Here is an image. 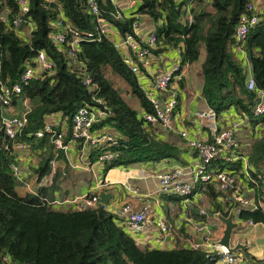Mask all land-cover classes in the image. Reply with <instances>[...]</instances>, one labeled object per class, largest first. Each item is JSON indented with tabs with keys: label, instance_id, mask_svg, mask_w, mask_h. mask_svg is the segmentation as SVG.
<instances>
[{
	"label": "trees",
	"instance_id": "1",
	"mask_svg": "<svg viewBox=\"0 0 264 264\" xmlns=\"http://www.w3.org/2000/svg\"><path fill=\"white\" fill-rule=\"evenodd\" d=\"M94 1L98 15L93 13L88 0H28L29 11L21 16V24L15 26L12 20L17 12L16 3L0 0V84L18 81L24 65L39 50H44L52 60V68L41 71L22 86L19 97L38 101L25 112L26 123L16 138L11 139L0 131V264H216L214 253L188 243L140 244L124 230L121 217L100 201L82 208L49 204L59 179L71 171V165L64 151L54 146L50 132L42 136L35 133L43 129L52 114L60 113L69 122L79 106L95 105L105 115L95 122L94 128L108 129L114 140L90 146L88 160L94 161L104 151L116 152L104 161L103 172L134 162L182 158L180 145L160 137L159 126L140 115L143 110H152L151 103L112 39L99 28L98 19L102 18L121 35L131 33L136 37L132 22L142 15L155 30L157 44L152 50L155 53L176 48L181 64H187L199 61L204 50L201 95L216 115L233 108L247 116L251 128L262 125L247 155L253 166L252 176L264 175V114L253 113L256 93L246 87L245 60L237 51L242 43L256 87L264 89V17L249 28L243 42L238 44L234 35L237 20L254 0H138L132 15H121L119 6L112 0ZM4 11L8 14L3 19ZM60 17L64 25L80 36L72 55L68 52L72 33L60 43L51 37L54 21ZM109 70L123 78L126 89L114 85ZM182 82L183 79L177 80L178 85ZM52 125L60 129V124ZM70 137L68 128L64 141ZM16 140H26L28 152L34 156L30 172L22 179L10 168L17 153L13 149ZM225 165L240 167L238 161L226 162L220 158L212 163L218 168ZM30 179L37 184L34 192L20 193L17 186L26 185ZM248 184L254 191L253 201L258 203L264 187L259 182ZM199 188L206 191L213 211L224 212L217 200L220 191L213 182L198 184L196 189ZM192 214L205 219L201 214L193 211ZM239 216L242 221L264 223L260 205L241 209ZM183 231L181 227L180 232ZM252 258L251 264H264V259Z\"/></svg>",
	"mask_w": 264,
	"mask_h": 264
},
{
	"label": "built area",
	"instance_id": "2",
	"mask_svg": "<svg viewBox=\"0 0 264 264\" xmlns=\"http://www.w3.org/2000/svg\"><path fill=\"white\" fill-rule=\"evenodd\" d=\"M13 1L17 5V12L14 14L12 23L15 26H19L22 20L21 16L29 11V3L28 0ZM112 1L117 4L115 0ZM88 2L91 5L93 13L98 15L99 9L95 5V1L88 0ZM118 6L120 8V5ZM7 14L8 11H4L1 14V17L4 19ZM120 14L124 15L122 11ZM263 17L264 15L260 16L259 12L256 10L254 1L248 3L246 10L240 14L235 26L234 35L236 42L238 44L243 42L247 36L249 28ZM98 22L100 31L108 34L112 39L115 47L121 52L123 61L134 73L139 86L142 88L145 96L151 103L152 110H143L140 115L147 122L157 124L160 128L170 127L173 120V112L178 105V100L175 93L170 92L171 96L167 98L160 97V93H164L167 90L169 83L172 82L171 80L176 81L177 83V80L183 78L187 64H181L179 59L175 61L172 68L165 69L152 79H148V71L146 69L147 58L153 53L152 50L157 44V36L154 28L151 27L148 31L143 33L140 30V19L137 18L132 22L136 37L131 33H126L117 41L111 33L112 24L102 18H99ZM63 25L62 17L57 18L53 24L51 37L60 43L67 40V34L69 32L72 33L71 39L69 40L70 48L68 51L69 55H72L73 50H75V47L80 40V36L77 31L72 30L66 24ZM67 28L68 31L66 32ZM237 51L243 55L244 62L247 63L248 66L246 87L256 93V102L253 105V113L257 116L262 115L264 114V89L256 87L251 74L250 62L242 48V43L239 45ZM50 68H52V60L47 56L44 50H39L36 56L24 65V69L21 72L18 81L11 85L0 84V131H2L7 137L15 139L16 134L25 125L26 118L25 113L22 116L12 114L5 115L2 113V109L11 107L13 101L20 98L19 94L22 90L23 84H27L31 78L40 74L41 71L49 70ZM89 81L90 79L87 78L86 82ZM199 114L200 116L210 117L211 121L208 124L210 138L196 137L185 127L176 128L179 135L183 137L189 147L193 148L196 152L197 160L194 168L190 171V177H183L185 171L183 172L181 166H174L170 170L160 172L157 174V193L161 195H172L181 200L183 207L184 232L188 234V245L199 247L206 252L214 253L216 255V264H246L241 252L227 251L223 246L215 242V239L218 238V229L207 221L194 216L192 214V209L189 206V202L191 197L196 193L195 191L197 190L196 188L198 184L213 182L216 189L220 191L218 200L222 203L224 212H227L233 202L237 200L239 205L234 210V219L242 221L239 216L241 209L245 207L253 209L257 207V205L261 206L264 202V193L258 203L247 198L245 196L246 194L242 191V181L246 180L257 185L259 182L264 187V175L257 174L256 177L252 176L250 171L253 166L249 161L247 152L243 151L239 145L235 131L236 126L229 127L220 125L217 118L218 115H216L213 109L209 107L205 111H199ZM55 115L57 116L55 120L46 121L43 129H39L35 134L36 136H42L44 132H50L54 146L62 149L66 156L70 144L72 143H80L81 147L86 146L89 148L93 145H103L114 140L112 133L108 129L96 131L94 128L95 122H98L105 115V111L98 106L86 104L79 106L76 111L72 113L69 122L62 119L60 113H56ZM238 115L240 116V119H238L237 125L243 124L247 121V116L245 114ZM52 124H60V129H54ZM68 128L71 137L65 142L64 137ZM28 146L29 143L26 140H16L13 142V149L15 152L21 150L27 152V156L25 157L26 160H28L30 156ZM115 153V151L113 152L110 150L104 151L91 163H98L102 173L104 161L111 159ZM18 157L19 154L16 153L15 160L10 164V168L18 178L22 179L24 173L17 163ZM217 158L226 162L238 161L240 167L239 169L231 168L228 165L221 168L213 167L212 163ZM21 159H24V157ZM103 184L101 178L96 181L94 185L95 189L89 191L97 192V194L94 195H89L88 192H84L63 199L54 197L51 200H48V202L55 207L65 206L82 208L93 206L97 201H100L98 190ZM26 185H28V183ZM31 191L34 192V190ZM130 191L136 194L138 188L131 187ZM108 209L113 211L110 208ZM199 211V213L205 212L203 209H199ZM153 212L155 213V215H153V221L160 236V239L157 242L160 244L165 240V237L169 233L170 224L164 214H158L153 210L151 202H144L139 208H135L130 202H123L118 212L115 213L121 217V224L124 230L138 239L137 236L149 228V224L151 223L150 216ZM244 223L247 225L257 223L264 224L262 222H253L252 220H246ZM5 257L9 262V257L7 255Z\"/></svg>",
	"mask_w": 264,
	"mask_h": 264
},
{
	"label": "crops",
	"instance_id": "3",
	"mask_svg": "<svg viewBox=\"0 0 264 264\" xmlns=\"http://www.w3.org/2000/svg\"><path fill=\"white\" fill-rule=\"evenodd\" d=\"M120 5L121 11L124 15H131L135 13L138 0H115ZM256 10L264 12V0H254ZM152 27V23L147 18L140 19V30L145 33ZM23 32V31H22ZM112 36L118 41L122 35L118 32L115 26L111 27ZM204 57V50L201 52L199 61L187 63L186 71L183 76L182 84L178 85L176 81L170 82L167 90L160 93V97H170V92L175 93L178 105L173 112V120L171 126L168 128H158L157 131L160 137L172 140L178 143L182 149V158H163L158 161L151 162H134L128 165H121L109 168L107 171L101 173V168L98 163H91L88 160V147L82 146L80 143H72L67 151V158L71 165V171L59 179L58 186L55 188L54 197L63 199L72 197L84 192L94 190L96 181L101 178L104 183L99 188V192H112L113 196L105 203L106 207L118 212L123 202H130L135 208L142 206L144 202H151L153 210L158 214H164L170 224V230L165 240L158 244L160 239L159 232L153 221V212L150 216L151 223L149 228L140 233L138 241L142 245L149 246H170L175 242L187 244L188 236L186 233L180 232L183 225V207L179 198L172 195H164L157 193L158 179L157 174L163 171L170 170L174 166H181L183 168L184 178L190 177V171L194 168L197 156L196 152L190 148L186 141L181 137L176 130L177 127L188 128L192 134L199 138H210L208 124L210 123L209 116H200L199 111L207 110L208 106L204 97L201 95L202 86V71L201 61ZM179 50L176 48H168L165 51L153 53L147 58L146 69L148 71V79H152L157 74L165 69H170L174 66L175 61L179 60ZM246 69L248 72V66ZM176 80V79H175ZM37 99V98H36ZM38 101L35 99H27L20 97L12 104L11 107L2 109L5 115L12 114L22 116L28 108ZM56 115L52 114L47 117V121L56 119ZM218 121L222 126H236L239 145L245 152L250 148L252 141L259 135V131L251 128L246 122L238 124L237 121L240 116L233 108L218 115ZM260 126V125H259ZM260 126L259 130H261ZM19 157L17 159L18 165L23 170L24 175L28 172L29 166L34 163V156L30 154L28 160L25 159L27 152L24 150L18 151ZM24 155V156H21ZM24 157V159H21ZM30 172V171H29ZM28 172V173H29ZM33 180H28V184H33ZM33 190L36 189V183L32 185ZM27 188L26 185L22 186ZM131 187L138 188V192L132 193ZM66 191L63 195V191ZM242 191L246 197L253 200L254 191L248 181H242ZM191 197L189 206L194 212L196 208L197 215H203L205 219L201 218L218 229V237L221 234L222 224L213 217L206 216L207 211H213V204L210 201L204 188H199ZM218 200V198H217ZM65 207V206H64ZM264 210V202L261 205ZM199 209H203L204 213H199ZM224 209V207H223ZM244 222V221H243ZM191 236V234H190ZM240 236L242 240L252 241L254 245L249 247V251L258 259H264V224L245 223L240 229L233 233V238Z\"/></svg>",
	"mask_w": 264,
	"mask_h": 264
},
{
	"label": "water",
	"instance_id": "4",
	"mask_svg": "<svg viewBox=\"0 0 264 264\" xmlns=\"http://www.w3.org/2000/svg\"><path fill=\"white\" fill-rule=\"evenodd\" d=\"M137 18L141 19L143 16L137 15ZM112 196V192H99V199L102 203H106ZM238 205L239 202L235 200L227 212L221 210L207 211L205 215L216 218L222 224L221 234L215 239V242L223 246L227 251L241 252L245 262L251 264L253 255L249 251V247L253 246L254 242L242 240L240 236L233 238V233L245 225L243 221L234 219V210ZM193 209L195 213H198L196 208Z\"/></svg>",
	"mask_w": 264,
	"mask_h": 264
},
{
	"label": "rangeland",
	"instance_id": "5",
	"mask_svg": "<svg viewBox=\"0 0 264 264\" xmlns=\"http://www.w3.org/2000/svg\"><path fill=\"white\" fill-rule=\"evenodd\" d=\"M108 76L112 79V81H113V83H114V85L116 86V87H118V88H120L121 90L122 89H126V87H127V85H126V83H125V81L123 80V78L122 77H120L118 74H116V73H114L113 71H108ZM35 100H37L36 98H34ZM131 100V102L133 103L134 101H133V99H130ZM260 126H262V125H260ZM260 126L259 125H257L256 127H255V129L256 130H258L260 133H261V130H259V128H260ZM260 133H259V135H260ZM33 184H34V182H32ZM33 184H28V185H26L27 186V188H25V187H22V186H24V185H18L17 186V189H18V191L20 192V193H23L24 192V190H33L34 189V187L32 186ZM37 185V184H36Z\"/></svg>",
	"mask_w": 264,
	"mask_h": 264
}]
</instances>
